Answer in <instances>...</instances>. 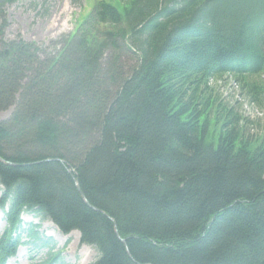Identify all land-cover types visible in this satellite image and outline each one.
Listing matches in <instances>:
<instances>
[{"label":"trees","instance_id":"16d2710c","mask_svg":"<svg viewBox=\"0 0 264 264\" xmlns=\"http://www.w3.org/2000/svg\"><path fill=\"white\" fill-rule=\"evenodd\" d=\"M2 15L0 264L29 213L93 264H264V129L209 86L263 104L264 0H100L47 57L3 41Z\"/></svg>","mask_w":264,"mask_h":264},{"label":"rangeland","instance_id":"374dc122","mask_svg":"<svg viewBox=\"0 0 264 264\" xmlns=\"http://www.w3.org/2000/svg\"><path fill=\"white\" fill-rule=\"evenodd\" d=\"M100 0H0L2 19L8 26L3 33V41H24L39 48L43 57L56 56L76 32L81 21L92 13ZM124 60L129 62V57ZM236 79V78H235ZM213 97L224 105L232 102L234 95L230 87L219 90L218 84H213ZM242 88V85L240 83ZM229 95V99L224 96ZM241 97L252 103L245 89L240 91ZM224 99V101H223ZM264 104V101H263ZM263 104L255 102L256 106ZM14 108L0 112V123L9 120ZM214 114L210 118H213ZM220 125V124H219ZM216 125V129H219ZM258 132L264 129V120L255 123ZM217 146V138H209ZM3 188L0 186V200ZM23 245L7 264H48L50 257L56 256V264H93L99 254L96 249L81 244L80 233L75 231L64 235L51 221L43 219L36 213L25 214L22 217ZM7 227L6 212L0 207V237ZM36 232L37 238L30 236V230ZM20 255V256H18Z\"/></svg>","mask_w":264,"mask_h":264},{"label":"water","instance_id":"95a60500","mask_svg":"<svg viewBox=\"0 0 264 264\" xmlns=\"http://www.w3.org/2000/svg\"><path fill=\"white\" fill-rule=\"evenodd\" d=\"M0 161H3L1 158H0ZM63 164H65V161H61ZM69 168H70V166H69ZM70 173H72L71 171H69ZM77 188H78V190L80 191V188H79V186L77 185Z\"/></svg>","mask_w":264,"mask_h":264},{"label":"bare ground","instance_id":"6f19581e","mask_svg":"<svg viewBox=\"0 0 264 264\" xmlns=\"http://www.w3.org/2000/svg\"><path fill=\"white\" fill-rule=\"evenodd\" d=\"M18 256H20V255H18Z\"/></svg>","mask_w":264,"mask_h":264}]
</instances>
